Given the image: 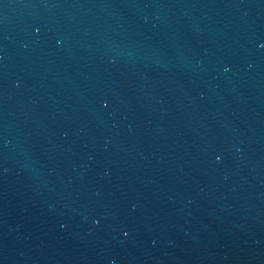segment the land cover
<instances>
[{
	"label": "water",
	"instance_id": "1",
	"mask_svg": "<svg viewBox=\"0 0 264 264\" xmlns=\"http://www.w3.org/2000/svg\"><path fill=\"white\" fill-rule=\"evenodd\" d=\"M0 264H264V0H0Z\"/></svg>",
	"mask_w": 264,
	"mask_h": 264
}]
</instances>
